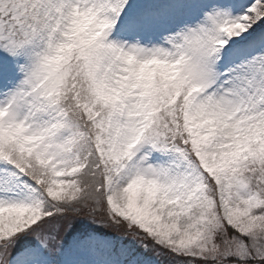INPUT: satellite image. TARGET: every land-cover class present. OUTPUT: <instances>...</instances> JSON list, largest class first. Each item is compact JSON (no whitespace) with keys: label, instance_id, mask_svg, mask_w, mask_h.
Returning <instances> with one entry per match:
<instances>
[{"label":"snow or ice","instance_id":"1","mask_svg":"<svg viewBox=\"0 0 264 264\" xmlns=\"http://www.w3.org/2000/svg\"><path fill=\"white\" fill-rule=\"evenodd\" d=\"M0 264H264V0H0Z\"/></svg>","mask_w":264,"mask_h":264}]
</instances>
